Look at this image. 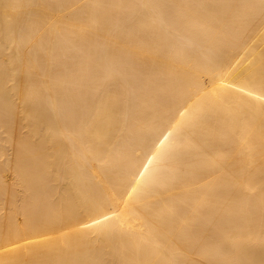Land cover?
Returning a JSON list of instances; mask_svg holds the SVG:
<instances>
[{
    "label": "bare ground",
    "instance_id": "6f19581e",
    "mask_svg": "<svg viewBox=\"0 0 264 264\" xmlns=\"http://www.w3.org/2000/svg\"><path fill=\"white\" fill-rule=\"evenodd\" d=\"M0 264H264V0H0Z\"/></svg>",
    "mask_w": 264,
    "mask_h": 264
}]
</instances>
